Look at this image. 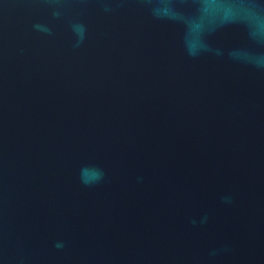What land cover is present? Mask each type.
<instances>
[{
	"label": "water",
	"instance_id": "water-1",
	"mask_svg": "<svg viewBox=\"0 0 264 264\" xmlns=\"http://www.w3.org/2000/svg\"><path fill=\"white\" fill-rule=\"evenodd\" d=\"M0 264H264V0H0Z\"/></svg>",
	"mask_w": 264,
	"mask_h": 264
},
{
	"label": "clouds",
	"instance_id": "clouds-1",
	"mask_svg": "<svg viewBox=\"0 0 264 264\" xmlns=\"http://www.w3.org/2000/svg\"><path fill=\"white\" fill-rule=\"evenodd\" d=\"M101 173L97 170H92L91 174H89L88 169L81 170V178L82 182L85 184H91L93 182L98 181L101 178Z\"/></svg>",
	"mask_w": 264,
	"mask_h": 264
}]
</instances>
